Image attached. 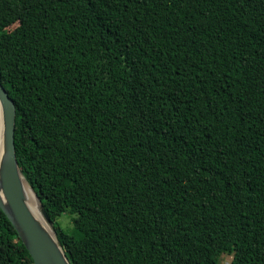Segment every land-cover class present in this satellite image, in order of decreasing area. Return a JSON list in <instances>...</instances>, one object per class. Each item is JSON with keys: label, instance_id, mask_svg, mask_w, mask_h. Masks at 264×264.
<instances>
[{"label": "trees", "instance_id": "16d2710c", "mask_svg": "<svg viewBox=\"0 0 264 264\" xmlns=\"http://www.w3.org/2000/svg\"><path fill=\"white\" fill-rule=\"evenodd\" d=\"M0 83L70 264H264V0H0Z\"/></svg>", "mask_w": 264, "mask_h": 264}, {"label": "water", "instance_id": "95a60500", "mask_svg": "<svg viewBox=\"0 0 264 264\" xmlns=\"http://www.w3.org/2000/svg\"><path fill=\"white\" fill-rule=\"evenodd\" d=\"M1 155L0 209L11 222L33 264H70L57 237L53 222L48 217L34 189L39 204L38 212L29 206L24 190L26 181L18 166L14 146L15 105L0 83Z\"/></svg>", "mask_w": 264, "mask_h": 264}, {"label": "rangeland", "instance_id": "374dc122", "mask_svg": "<svg viewBox=\"0 0 264 264\" xmlns=\"http://www.w3.org/2000/svg\"><path fill=\"white\" fill-rule=\"evenodd\" d=\"M75 216L71 214L69 211L63 213L57 218V222L63 227L68 228L70 226V219ZM232 256L229 254H221L219 256L218 264H230Z\"/></svg>", "mask_w": 264, "mask_h": 264}, {"label": "bare ground", "instance_id": "6f19581e", "mask_svg": "<svg viewBox=\"0 0 264 264\" xmlns=\"http://www.w3.org/2000/svg\"><path fill=\"white\" fill-rule=\"evenodd\" d=\"M1 132H2V122H1V107H0V155H1V143H2ZM23 185L29 206L33 209V211L38 212L39 204L37 198L35 197L34 193L32 192L30 186L26 181H23Z\"/></svg>", "mask_w": 264, "mask_h": 264}]
</instances>
